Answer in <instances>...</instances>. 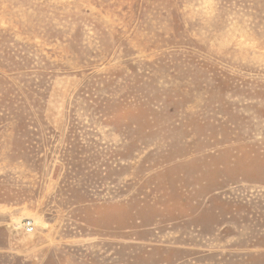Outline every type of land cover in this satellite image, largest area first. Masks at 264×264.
Returning a JSON list of instances; mask_svg holds the SVG:
<instances>
[{
	"label": "rangeland",
	"instance_id": "1",
	"mask_svg": "<svg viewBox=\"0 0 264 264\" xmlns=\"http://www.w3.org/2000/svg\"><path fill=\"white\" fill-rule=\"evenodd\" d=\"M0 264H264V0H0Z\"/></svg>",
	"mask_w": 264,
	"mask_h": 264
},
{
	"label": "built area",
	"instance_id": "2",
	"mask_svg": "<svg viewBox=\"0 0 264 264\" xmlns=\"http://www.w3.org/2000/svg\"><path fill=\"white\" fill-rule=\"evenodd\" d=\"M23 226L25 227L26 231H32L33 230V223L30 220H27L23 223Z\"/></svg>",
	"mask_w": 264,
	"mask_h": 264
}]
</instances>
